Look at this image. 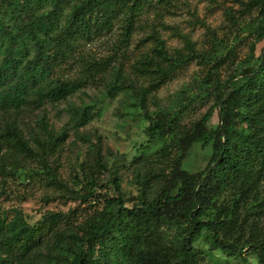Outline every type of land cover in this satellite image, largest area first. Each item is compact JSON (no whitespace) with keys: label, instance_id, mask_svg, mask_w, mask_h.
Listing matches in <instances>:
<instances>
[{"label":"trees","instance_id":"trees-1","mask_svg":"<svg viewBox=\"0 0 264 264\" xmlns=\"http://www.w3.org/2000/svg\"><path fill=\"white\" fill-rule=\"evenodd\" d=\"M247 1L246 7H256L258 15L246 32L254 43L264 42V0ZM145 3L0 0V118L64 102L85 87L87 77L105 72L107 61L85 64V75L80 78L58 75L79 41L111 30L116 20L124 21L122 36L128 41ZM183 40L186 53L175 50L171 55L164 42L155 39L150 57L140 61L151 89L165 85L194 57L223 61L225 48L198 54L187 37ZM254 47L225 82H210L209 74L199 81L197 98L212 99V104L191 127L177 126L196 100L185 92L176 106L158 110L153 118L146 116L147 140L130 164H138L133 180L140 198L134 205H126L120 180L113 176L117 172L107 169L97 155L98 167L110 172L109 185L116 196H104L102 208L76 225L62 213L51 212L30 223L20 210L0 211V264H200L195 249L198 240L227 257L251 252L258 264H264V50L255 57ZM91 71L96 74L90 76ZM124 91L135 92L116 77L106 95L114 98ZM138 107L144 111L142 103ZM96 108L89 103L76 109L74 126L88 124ZM216 109L219 125L211 131L207 123ZM233 123L236 133L229 136ZM37 126L31 139L23 137L15 120L0 126V171L5 173L10 167L25 173L16 157L21 156L41 161L35 176L58 185L48 160L67 132L55 133L44 118ZM199 140L211 141L214 154L203 171L190 173L182 168L184 146ZM125 162L122 156L116 167L126 166ZM88 182L94 187L98 184L94 178ZM100 246L108 251H101Z\"/></svg>","mask_w":264,"mask_h":264},{"label":"rangeland","instance_id":"rangeland-1","mask_svg":"<svg viewBox=\"0 0 264 264\" xmlns=\"http://www.w3.org/2000/svg\"><path fill=\"white\" fill-rule=\"evenodd\" d=\"M145 1L133 23L128 41H124L122 36L124 21L122 18L116 20L111 30L79 41L58 75L80 78L85 75L82 73L85 64L107 61L105 72L93 76L96 73L91 71L90 76L93 77H87L85 87L64 102L45 105L37 111H23L18 115L6 114L0 118V126L6 120H15L26 139L35 137L40 118H44L55 133L67 132L59 150L48 160L59 186L35 176L41 169V161L16 156L26 171H13L10 167H6L5 173L0 171V211L9 213L14 209L20 210L30 223L39 221L51 212L66 215V220L72 225L81 223L102 208L104 196H116L114 188L109 185L110 172L105 173L98 167L97 155L107 169L117 172L113 176L120 180L122 199L126 205H134L140 198L137 183L133 180L138 164H130L141 144L147 140L144 134L148 125L146 116L153 118L158 110L176 106L177 99L185 92L196 100L177 121V126L182 129L191 127L212 104V99L206 101L197 98L199 81L209 74L210 82L215 79L225 82L234 74L237 64L246 59L252 47L255 46V57L264 50V42L254 43L253 37L246 32L248 24L258 15L256 7H246L247 0ZM184 37L193 43V49L198 54H214L216 49L222 51L225 48L223 61L215 63L194 57L165 85L157 90L151 89L146 75L140 71V61L151 55L155 39L162 40L171 55L175 50L186 53ZM116 77L121 85H130L135 92H117L114 98L107 97V88L115 82ZM89 103L97 106L92 120L76 128L72 119L74 111ZM140 103L144 111L138 107ZM218 125L219 110L216 109L207 128L212 131ZM235 133L233 123L228 135ZM184 150L186 155L182 168L190 173L203 171L214 154L211 141L206 144L202 140L190 142L184 146ZM122 156L126 157V166L116 167ZM88 178H94L97 186H92ZM89 193L92 197H89ZM96 199L100 202L94 201ZM195 249L200 264H258L251 252L227 257L200 240L195 243ZM100 250L107 252L108 248L100 246Z\"/></svg>","mask_w":264,"mask_h":264}]
</instances>
